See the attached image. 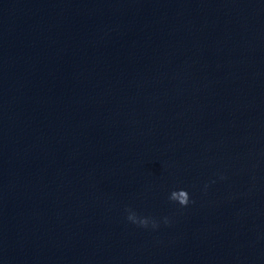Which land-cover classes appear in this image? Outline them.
I'll use <instances>...</instances> for the list:
<instances>
[{
  "label": "water",
  "instance_id": "95a60500",
  "mask_svg": "<svg viewBox=\"0 0 264 264\" xmlns=\"http://www.w3.org/2000/svg\"><path fill=\"white\" fill-rule=\"evenodd\" d=\"M0 264H264V0H0Z\"/></svg>",
  "mask_w": 264,
  "mask_h": 264
},
{
  "label": "clouds",
  "instance_id": "9594fccd",
  "mask_svg": "<svg viewBox=\"0 0 264 264\" xmlns=\"http://www.w3.org/2000/svg\"><path fill=\"white\" fill-rule=\"evenodd\" d=\"M205 187H207V185ZM169 200L177 203L180 207H187L191 202L189 193L183 189L172 191L169 195ZM125 211L127 212V220L138 227L148 228L151 226L153 229L159 227L156 220L151 217L138 216V214L131 208H128ZM164 223H169L167 218L164 219Z\"/></svg>",
  "mask_w": 264,
  "mask_h": 264
}]
</instances>
